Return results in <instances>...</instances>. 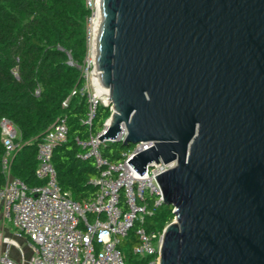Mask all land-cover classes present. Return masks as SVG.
Returning <instances> with one entry per match:
<instances>
[{"label": "water", "instance_id": "95a60500", "mask_svg": "<svg viewBox=\"0 0 264 264\" xmlns=\"http://www.w3.org/2000/svg\"><path fill=\"white\" fill-rule=\"evenodd\" d=\"M99 141L153 142L174 219L158 264H264V0H99ZM123 123L127 134L116 139Z\"/></svg>", "mask_w": 264, "mask_h": 264}, {"label": "built area", "instance_id": "2783aa9c", "mask_svg": "<svg viewBox=\"0 0 264 264\" xmlns=\"http://www.w3.org/2000/svg\"><path fill=\"white\" fill-rule=\"evenodd\" d=\"M84 3L90 12L85 24V58L77 63L68 56L67 64L76 68L84 81L80 92L86 96V124H89L96 107L99 104L107 107V102L103 101L99 90L94 57L100 18L99 0H84ZM17 70V65L11 70L15 78ZM34 93L38 95L39 90ZM109 118L96 136L85 141L77 140L85 150L82 159L91 158L99 170L98 176L91 181L98 192L84 204L72 201L61 191L52 164L53 149L67 140L65 118L56 122L37 145L35 177L43 184L33 187L10 174L11 156L19 148V133L9 119H0L4 148L1 168L6 178L4 187L0 189V211L12 223L15 239L21 241L19 244L7 238L1 239L0 264H124L119 246L134 225H137V241L132 246V254L148 257L147 264H158L164 230H148L145 221L154 208L162 205V193L154 176L174 167L176 162L164 164L159 160L139 175L127 162L138 152L152 147L153 142L134 144L131 151L121 153L120 162L109 161L102 156L100 146L110 142L97 138L106 132ZM126 134L121 123L116 139L122 142ZM12 248L17 251L18 259L11 257Z\"/></svg>", "mask_w": 264, "mask_h": 264}, {"label": "trees", "instance_id": "16d2710c", "mask_svg": "<svg viewBox=\"0 0 264 264\" xmlns=\"http://www.w3.org/2000/svg\"><path fill=\"white\" fill-rule=\"evenodd\" d=\"M90 12L84 0H0V119H9L19 133V148L10 160V174L28 187L42 185L35 177L36 149L44 135L65 118L66 142L53 149L52 164L61 191L79 204L91 201L98 189L91 184L99 173L91 158L82 159L77 140H88L103 129L110 107L99 104L89 124L88 104L80 92V72L67 64L68 56L81 63L86 54L85 24ZM18 59V62H16ZM17 65V78L11 70ZM39 94L35 95V90ZM65 102V104H63ZM134 145L106 143L103 157L113 163ZM4 148L0 134V189L6 183L1 168ZM173 208L160 205L145 221L148 230L161 232L173 219ZM120 244L124 264H147L148 257L132 254L135 230Z\"/></svg>", "mask_w": 264, "mask_h": 264}, {"label": "rangeland", "instance_id": "374dc122", "mask_svg": "<svg viewBox=\"0 0 264 264\" xmlns=\"http://www.w3.org/2000/svg\"><path fill=\"white\" fill-rule=\"evenodd\" d=\"M14 227L9 223L8 219L0 221V241L2 238H7L12 241H16L17 243H21V241H17L14 237ZM127 239V238H126ZM125 243V239L121 241V244ZM1 247V245H0Z\"/></svg>", "mask_w": 264, "mask_h": 264}, {"label": "crops", "instance_id": "0c3cea01", "mask_svg": "<svg viewBox=\"0 0 264 264\" xmlns=\"http://www.w3.org/2000/svg\"><path fill=\"white\" fill-rule=\"evenodd\" d=\"M6 218H4L3 216H2V213H1V211H0V221L1 220H5ZM9 223H11L10 221H9ZM11 225H12V223H11ZM13 226V225H12ZM0 248H2V247H0ZM11 257L13 258V259H18V253H17V251L14 249V248H12L11 249Z\"/></svg>", "mask_w": 264, "mask_h": 264}, {"label": "bare ground", "instance_id": "6f19581e", "mask_svg": "<svg viewBox=\"0 0 264 264\" xmlns=\"http://www.w3.org/2000/svg\"><path fill=\"white\" fill-rule=\"evenodd\" d=\"M99 23V22H98ZM94 57H95V49H94ZM99 90H101V93L103 94V101L104 102H107V100H106V94H105V92L102 90V88H101V86H100V83H99Z\"/></svg>", "mask_w": 264, "mask_h": 264}]
</instances>
